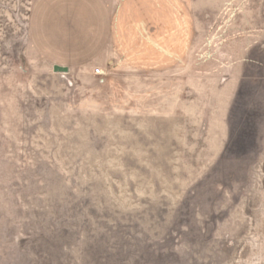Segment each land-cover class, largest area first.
I'll return each instance as SVG.
<instances>
[{
	"label": "rangeland",
	"instance_id": "374dc122",
	"mask_svg": "<svg viewBox=\"0 0 264 264\" xmlns=\"http://www.w3.org/2000/svg\"><path fill=\"white\" fill-rule=\"evenodd\" d=\"M0 0V264H264V0H186L174 67L53 71Z\"/></svg>",
	"mask_w": 264,
	"mask_h": 264
},
{
	"label": "crops",
	"instance_id": "0c3cea01",
	"mask_svg": "<svg viewBox=\"0 0 264 264\" xmlns=\"http://www.w3.org/2000/svg\"><path fill=\"white\" fill-rule=\"evenodd\" d=\"M26 28L47 63L113 61L147 72L179 64L196 32L186 0H33Z\"/></svg>",
	"mask_w": 264,
	"mask_h": 264
},
{
	"label": "water",
	"instance_id": "95a60500",
	"mask_svg": "<svg viewBox=\"0 0 264 264\" xmlns=\"http://www.w3.org/2000/svg\"><path fill=\"white\" fill-rule=\"evenodd\" d=\"M51 67L53 71H57V72H67L68 71V67L65 65L53 63Z\"/></svg>",
	"mask_w": 264,
	"mask_h": 264
},
{
	"label": "bare ground",
	"instance_id": "6f19581e",
	"mask_svg": "<svg viewBox=\"0 0 264 264\" xmlns=\"http://www.w3.org/2000/svg\"><path fill=\"white\" fill-rule=\"evenodd\" d=\"M68 71H69V68H68ZM68 71H67V72H68Z\"/></svg>",
	"mask_w": 264,
	"mask_h": 264
}]
</instances>
